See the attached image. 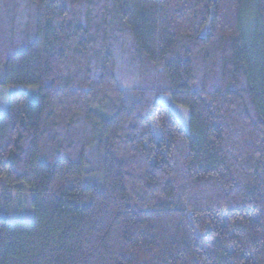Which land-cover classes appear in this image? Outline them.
<instances>
[{
	"label": "trees",
	"instance_id": "trees-1",
	"mask_svg": "<svg viewBox=\"0 0 264 264\" xmlns=\"http://www.w3.org/2000/svg\"><path fill=\"white\" fill-rule=\"evenodd\" d=\"M12 86L0 264H264V0H0Z\"/></svg>",
	"mask_w": 264,
	"mask_h": 264
},
{
	"label": "rangeland",
	"instance_id": "rangeland-1",
	"mask_svg": "<svg viewBox=\"0 0 264 264\" xmlns=\"http://www.w3.org/2000/svg\"><path fill=\"white\" fill-rule=\"evenodd\" d=\"M25 93L31 102L37 101V91L32 87H0V116L7 113L8 100L12 94ZM159 102L169 108L180 125L188 128V111L179 105L174 104L166 97H160ZM32 194L30 189L23 186L5 184L0 178V211L7 214L8 221L22 220L33 221V209L31 208Z\"/></svg>",
	"mask_w": 264,
	"mask_h": 264
}]
</instances>
